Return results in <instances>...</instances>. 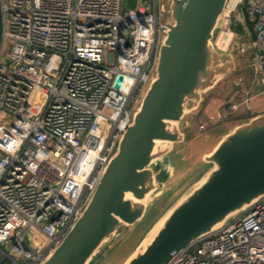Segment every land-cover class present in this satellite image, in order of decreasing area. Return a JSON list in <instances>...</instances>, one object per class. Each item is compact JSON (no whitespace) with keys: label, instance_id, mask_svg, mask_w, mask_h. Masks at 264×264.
<instances>
[{"label":"built area","instance_id":"2783aa9c","mask_svg":"<svg viewBox=\"0 0 264 264\" xmlns=\"http://www.w3.org/2000/svg\"><path fill=\"white\" fill-rule=\"evenodd\" d=\"M125 1L0 0V264H39L62 240L154 76L170 0ZM242 5L255 38L239 50L252 52L264 88V0H236L219 35H238ZM120 74L127 91L114 85ZM168 264H264V196Z\"/></svg>","mask_w":264,"mask_h":264},{"label":"water","instance_id":"95a60500","mask_svg":"<svg viewBox=\"0 0 264 264\" xmlns=\"http://www.w3.org/2000/svg\"><path fill=\"white\" fill-rule=\"evenodd\" d=\"M227 1L170 0L171 21L158 46L154 76L89 202L39 264H92L121 225L132 226L145 215L149 198L132 208L126 193L143 199L159 187L153 167L185 140L183 117L235 67L231 51H218L212 43ZM239 11L253 40L246 7L240 6ZM239 47L240 41H235L231 50ZM130 84L131 79L121 74L114 83L125 91ZM155 140L162 142L152 156ZM203 160L208 169L164 207L122 264H168L175 253L217 231L264 196V114L235 125ZM166 215L151 241L137 251Z\"/></svg>","mask_w":264,"mask_h":264},{"label":"rangeland","instance_id":"374dc122","mask_svg":"<svg viewBox=\"0 0 264 264\" xmlns=\"http://www.w3.org/2000/svg\"><path fill=\"white\" fill-rule=\"evenodd\" d=\"M125 6L132 8L135 6L134 0H126ZM233 14L231 16L234 18ZM1 25V24H0ZM236 21H232L231 28L238 35H235L224 50L217 48L216 40L219 37V27L214 33L212 43L218 51H231L235 67L224 74L219 81L210 89L202 94L201 101L196 109L186 113L181 122V128L184 130L186 138L176 144V149L180 156H186L180 159L178 155L173 154L172 174L161 173L158 175L159 187L149 196L145 215L134 225H121L116 233L109 239L105 249L99 254L92 264H122L125 258L130 254L138 243L140 237L150 226L151 221L166 207L204 168L202 152L210 150L214 145L218 133L227 123H235L246 114L247 108L243 105L233 112L228 113L218 122H210L207 112H204L206 100L211 97H217L219 107L228 106L233 102H240L248 94H257L264 90L260 75H257L251 67L252 53L249 51L231 50V45L235 41H241L243 31ZM1 40V27H0ZM204 106V107H203ZM217 107V106H216ZM204 113V115L201 114ZM207 116L205 117V115ZM189 118V123L185 121ZM205 124L204 129L199 125ZM27 240V238H25Z\"/></svg>","mask_w":264,"mask_h":264},{"label":"crops","instance_id":"0c3cea01","mask_svg":"<svg viewBox=\"0 0 264 264\" xmlns=\"http://www.w3.org/2000/svg\"><path fill=\"white\" fill-rule=\"evenodd\" d=\"M238 24L240 25V28L243 31V34L240 35V36H242V40L240 41V43H242V44L243 43H247V42L249 43V41H251L252 39H251L250 35L247 33V31H245L246 23L243 20L242 15H241L240 20L238 21ZM247 51H249V50H247ZM261 75L264 76V68L261 71ZM219 104H220V102L218 101L217 97L208 98L206 100L205 105H204L205 107L203 106L204 107V112H207L208 115L215 114V112L218 109V105ZM201 114L204 115V113H202V112H201ZM258 114H264V90L258 92L257 94H255L252 97L251 102H250V107L247 108L246 114L243 115L239 119V121H237L235 123H228V124L226 123L223 126L222 130L220 131V133H218V137H217L214 145L217 143V141L224 134H226L229 130H231L235 125H237L238 123H240L242 121L248 120L249 118H252L253 116L258 115ZM206 116H207V114L205 115V117ZM185 122L189 123V118ZM213 146H212V148H213ZM210 150L202 152V155H204L205 153L209 152ZM173 154L178 155L181 160L186 158V156H180V153L176 149V146H175L174 150L172 152H170L169 154L159 158L158 161H156L153 169L157 173V176L160 175L161 173H165V174L167 173L169 175L172 174V170L171 169H172V159H173L172 155ZM203 165H204V168L200 171V173L195 178H193L191 180V182L196 180L203 172H205L208 169V167H209L208 163L204 162ZM151 222H153V220Z\"/></svg>","mask_w":264,"mask_h":264},{"label":"bare ground","instance_id":"6f19581e","mask_svg":"<svg viewBox=\"0 0 264 264\" xmlns=\"http://www.w3.org/2000/svg\"><path fill=\"white\" fill-rule=\"evenodd\" d=\"M235 1L236 0H228L227 6H226V8H224L223 13H222V20H225L224 16H226V14H227V11H228L227 9L229 7H231ZM222 20H221V22H222ZM221 22H220V24H221ZM231 36H232V34L230 32L227 34H220L218 39L216 40V43L218 44V46L220 45L221 48H225L227 43L231 39ZM159 142H162V141L155 140V145H154V148H153L152 153H151L152 156L155 155V152L158 150L159 146H157V145L159 144ZM149 193L150 192H148L143 199H136L130 193H126L125 200L130 201L132 208H136V207H138L139 204L146 202V200L149 198L148 197ZM166 217H167V215L156 222V224L152 227V229L147 233V235L141 241L137 251L143 250L145 248V246L151 241L153 236L158 232L160 227L163 225V222L165 221Z\"/></svg>","mask_w":264,"mask_h":264},{"label":"trees","instance_id":"16d2710c","mask_svg":"<svg viewBox=\"0 0 264 264\" xmlns=\"http://www.w3.org/2000/svg\"><path fill=\"white\" fill-rule=\"evenodd\" d=\"M240 27V26H239ZM241 29V28H240Z\"/></svg>","mask_w":264,"mask_h":264}]
</instances>
